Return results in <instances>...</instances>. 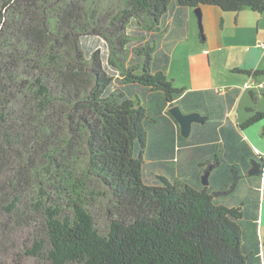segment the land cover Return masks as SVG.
<instances>
[{
    "label": "trees",
    "instance_id": "1",
    "mask_svg": "<svg viewBox=\"0 0 264 264\" xmlns=\"http://www.w3.org/2000/svg\"><path fill=\"white\" fill-rule=\"evenodd\" d=\"M207 6L264 14V0H0V264H262L255 153L231 161L219 141L236 130L194 123L184 138L169 112L222 108L168 75L185 11ZM250 112L239 129L264 121ZM91 177L112 191L104 230Z\"/></svg>",
    "mask_w": 264,
    "mask_h": 264
},
{
    "label": "crops",
    "instance_id": "2",
    "mask_svg": "<svg viewBox=\"0 0 264 264\" xmlns=\"http://www.w3.org/2000/svg\"><path fill=\"white\" fill-rule=\"evenodd\" d=\"M212 6H207L201 9V21H203L204 25V37L201 38V31L197 30L196 26V20L198 22V19H195L191 9L185 11L186 19H187V28L186 30H182V33H180L179 38L176 40H173V47H172V53H171V63L168 68V75L176 81L178 78L176 76H172L170 74L171 64H177V61H181V64L185 62L187 63H193L194 65L198 64V61L204 54H207V58L209 61V64L211 65L210 55L211 52L214 56H216V52L221 53L223 50H231V49H238V50H244L247 53L244 56L243 61L239 62V64H236V62H232L230 66L226 64V73L228 75H242L240 78H244L243 83H240L241 80L239 79H233L234 82H229V80H222V70H217L211 74L212 81H214L213 86H206L203 88H196L191 89L186 86H179L183 87L188 91H214L221 99V106L222 108L219 109V113L215 118H210V120L205 121L202 124L205 125V127L211 126L213 123L218 122V126L212 128L209 127L207 130H225V129H231L233 128L236 130V133L233 134L228 139H223L219 142H221L220 148L222 149V143L224 141L225 147L227 145H232L234 148L238 150L235 154L238 155V157H234L233 160H238L239 157L242 156V153L239 149L242 144H246L249 148L253 150L255 153V156L251 155L250 160V167L248 166V175L249 171L251 170L252 161L257 160L261 163V170L263 171V177H261L258 181L256 179L257 185L259 184V213L261 212V206H262V212H261V220H263V211H264V138L260 137L264 136V134L259 132L257 133H250L246 129H239V126L242 125L245 121H247L250 116L252 115V112H250L251 109L258 111V112H264L258 104L259 100L261 98H264V78L261 77H253L249 76L247 72H254V71H264V49L262 45L260 44L262 41H264V36H260L259 33L264 35V14H257L255 12L251 11H241L238 14H236L235 21L237 23L239 22H253L255 24V37L250 39V42L248 43V46H246L243 43H238L237 41H232L231 44L227 45L225 43V39L223 37V34L215 33L216 31V25L218 21H220V28L221 30L224 29V25L226 24V19L223 14L218 8L219 11H215L212 9ZM197 17V16H196ZM202 25V27H203ZM199 26V24H198ZM237 36V35H235ZM224 44L227 45V47L230 48H224ZM259 55V57H258ZM221 57L225 58V54ZM202 60V59H201ZM216 60V57H215ZM227 62V59H226ZM235 67H238L237 69ZM211 68V66H210ZM208 69V71L211 72V69ZM215 69V68H214ZM247 77L245 79V77ZM264 77V76H262ZM238 80V83L236 82ZM254 85L253 89L247 90L246 87L248 85ZM262 86V87H261ZM244 88V89H243ZM237 91V92H236ZM260 91V92H258ZM251 92L253 93L251 95ZM249 94L250 99L252 102L248 103L247 106H245L244 110H241V107L238 104L239 98L242 100L245 98L246 94ZM259 94V96H258ZM259 97V98H258ZM240 102V103H241ZM219 103H216V105ZM245 111V112H244ZM243 112V114H242ZM189 113H194V111H191ZM184 113V114H189ZM202 113L205 114V111ZM207 115H210L208 112H206ZM234 113V116H233ZM213 115V113H212ZM220 115V116H219ZM204 118V117H203ZM208 122V123H207ZM264 125V123H262ZM231 139V140H230ZM251 152V151H250ZM249 163V160H248ZM235 181L237 182L239 180V177L234 174ZM237 177V178H236ZM256 186V185H255ZM259 216L258 215V222H259ZM264 228V224H261L260 230L262 232Z\"/></svg>",
    "mask_w": 264,
    "mask_h": 264
},
{
    "label": "rangeland",
    "instance_id": "3",
    "mask_svg": "<svg viewBox=\"0 0 264 264\" xmlns=\"http://www.w3.org/2000/svg\"><path fill=\"white\" fill-rule=\"evenodd\" d=\"M212 9H214L215 11H219L218 9H216L215 7H213ZM195 19H197L196 17V13H195V9H191ZM224 17L226 19H228V21H226V24L224 25V29L221 30L220 28V21H218L217 25H216V32L219 35L223 34V37L225 39V43L227 45L231 44L232 41H237L238 43H243L246 46H248V43L250 42L251 38L255 37V24L253 22H239L237 23L235 21V17L236 14H223ZM202 25H203V21H202ZM196 26H197V30H199V32L201 31L199 26H198V22L196 20ZM203 32H204V25H203ZM205 35V34H204ZM237 35V36H235ZM260 36H264L261 31L259 33ZM264 39V38H263ZM96 44H94L93 42H88L86 43L87 47L92 48V51L94 52H100V55L103 59V63L105 66H108V58H109V50L108 48L102 44L101 42H99L97 39H95ZM261 45L264 44V41H262L260 43ZM94 45V46H93ZM227 45L224 44V48H230L227 47ZM264 49V47H263ZM247 52L244 50H238V49H231L229 50H223L221 53L216 52V56L213 55V53L211 52L210 55V60H211V65L209 64L208 58H207V54H204L202 56V58H200V60L198 61L197 65H194L192 62L191 63H187L184 61V63L181 64V61H177V64H171V69H170V74L172 76H176L178 79L175 81L176 85L179 86H186L189 87L191 89H196V88H203L206 86H213L214 81H212V76L211 74H213V72L217 71V70H222L223 71V75H222V80H229V82H234L233 79H239L241 80L240 83H243L244 78H240L242 77V75H237V74H233V75H228L226 73V64H228V66H230V64L234 61L236 62V64H239V62L243 61L244 56ZM92 54L93 52L90 53L89 56L85 57V63L89 64L91 63V58H92ZM225 54L226 59L221 57L222 55ZM216 57V60H215ZM259 57V55H258ZM202 59V60H201ZM127 61V60H126ZM128 65V61L126 62V66ZM211 66V68H210ZM211 69V72L208 71V69ZM215 68V69H214ZM236 69L238 67H235ZM245 77V76H244ZM247 77H245L246 79ZM264 78V77H261ZM264 80V79H262ZM238 83V80L236 81ZM244 89V88H243ZM260 92V91H258ZM259 96V94H258ZM259 98V97H258ZM241 102V98H239L238 100V104H240L239 106L241 107V110H244L245 106H247L248 103H251V99L249 94L247 93L245 98L242 100ZM253 103V102H252ZM255 104V103H253ZM260 108L262 110H264V98H261L258 102ZM245 112V111H244ZM243 114V112H242ZM234 116V113H233ZM264 123V121L258 122L256 123L254 126L249 127V131L250 133H257L259 132V134L261 133L264 125L262 124ZM81 135V142H79L80 148L78 150L75 151V154L72 156L71 154L69 155L72 160H73V164L72 167L74 169V171L79 172V170L85 168V162H86V153H85V145H84V138H85V134L84 132L79 133ZM79 137V136H78ZM260 137L264 138V136ZM61 148H64V144H60ZM75 156L76 160H75ZM71 160V161H72ZM43 164V163H42ZM44 168L45 170L48 169L49 165H47V162H45ZM151 165V164H150ZM52 170V169H50ZM86 187L88 189V192L90 190H95L96 194L93 197L94 198V203L90 205L89 210L91 211V213L94 215L96 224L98 225L99 229L104 230V227L106 225H108L109 219L106 216L105 212L108 210V207L110 206V201L109 199H112V191L107 187V185L100 183L99 180L95 179L94 177L89 178V180H86ZM88 197H92L90 195L89 192V196ZM252 200H254V197L252 198ZM261 212H262V206H261ZM261 212L259 213V224H258V239L261 242V245L263 247V256H262V264H264V228L261 232L260 227L261 224H264V216H263V220H261ZM264 214V211H263ZM257 240V239H256ZM26 264H30L29 262H25ZM260 263H261V259H260ZM255 264V263H254Z\"/></svg>",
    "mask_w": 264,
    "mask_h": 264
},
{
    "label": "water",
    "instance_id": "4",
    "mask_svg": "<svg viewBox=\"0 0 264 264\" xmlns=\"http://www.w3.org/2000/svg\"><path fill=\"white\" fill-rule=\"evenodd\" d=\"M195 13L198 19V24L201 32L203 31L202 27V21H201V9H195ZM170 114L174 117V119L177 121L180 129V134L182 137L187 138L190 135L192 124L194 123H204V118L201 117L198 113H189L184 114L178 106H174L169 109ZM262 172L261 170V163L257 160L252 161L251 170L249 171V175H260ZM209 173L206 172L202 178L201 182L203 185H208L207 179H208ZM237 178V177H236ZM219 193H214V195H218Z\"/></svg>",
    "mask_w": 264,
    "mask_h": 264
},
{
    "label": "built area",
    "instance_id": "5",
    "mask_svg": "<svg viewBox=\"0 0 264 264\" xmlns=\"http://www.w3.org/2000/svg\"><path fill=\"white\" fill-rule=\"evenodd\" d=\"M262 47H264V44H262ZM261 87H262V86H261ZM253 88H254V85H253V84L248 85V86L246 87L247 90H250V89H253Z\"/></svg>",
    "mask_w": 264,
    "mask_h": 264
},
{
    "label": "clouds",
    "instance_id": "6",
    "mask_svg": "<svg viewBox=\"0 0 264 264\" xmlns=\"http://www.w3.org/2000/svg\"><path fill=\"white\" fill-rule=\"evenodd\" d=\"M261 175H262L261 177H263V171L261 172Z\"/></svg>",
    "mask_w": 264,
    "mask_h": 264
}]
</instances>
